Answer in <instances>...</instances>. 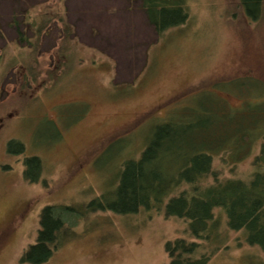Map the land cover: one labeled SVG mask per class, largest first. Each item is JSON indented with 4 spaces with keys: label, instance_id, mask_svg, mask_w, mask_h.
<instances>
[{
    "label": "rangeland",
    "instance_id": "obj_1",
    "mask_svg": "<svg viewBox=\"0 0 264 264\" xmlns=\"http://www.w3.org/2000/svg\"><path fill=\"white\" fill-rule=\"evenodd\" d=\"M55 2L0 0V264H30L22 258L48 206L66 225L45 264H169L166 244L186 235L187 221L164 208L119 214L89 205L116 202L123 163L140 159L168 123L218 119L225 125L216 135L237 150L214 156L217 178L251 177L264 140V1L253 20L241 0H185L186 24L160 36L138 0ZM55 11L71 40L60 21L44 28ZM28 13L44 28L40 42ZM232 112L243 116L231 131ZM12 140L23 153L9 152ZM31 157L40 160L37 183L25 179ZM215 214L211 249H219L208 264H264L246 231L231 230L224 209Z\"/></svg>",
    "mask_w": 264,
    "mask_h": 264
},
{
    "label": "trees",
    "instance_id": "obj_2",
    "mask_svg": "<svg viewBox=\"0 0 264 264\" xmlns=\"http://www.w3.org/2000/svg\"><path fill=\"white\" fill-rule=\"evenodd\" d=\"M138 1L149 25L159 36L171 28L185 25L189 19L185 0ZM263 1L241 0V5L250 19L257 20L262 12ZM62 3L63 0H58L54 5L63 7ZM44 11L45 8L40 15ZM46 15L45 19L48 17ZM28 17L32 18L30 14ZM54 17V21L51 19L44 23V28H49L52 22L59 25L60 21L64 27L61 29V38L71 40L73 28L65 22L60 12L55 11ZM37 18L33 17L28 25L35 26L37 41L40 42L44 28H38ZM25 38L28 39L20 35V39ZM61 49L64 51L63 47L58 50L60 59L65 60ZM46 83L42 81L38 87L42 88ZM242 116L240 112H232L231 118L236 119H231L228 126L231 131L240 125ZM224 125L218 119H211L209 123H168L158 127L141 158L123 163L125 169H121L118 186L112 192V199L116 202L111 203L108 196H103L93 200L89 207L119 214H135L141 208L157 211L164 208L167 218L177 217L187 221L186 235L166 244L169 264H208L211 261L219 249H211L213 241L220 236L218 233L221 226L219 219H216V209H224L231 230L246 231L249 245L259 246L264 252V140L260 153L253 160V171L249 179L219 180L213 170L214 156L237 150L228 148L227 145L231 144L216 135L223 131L221 128ZM8 149L9 152L16 150L15 153H23L24 145L12 140L8 143ZM233 155V160L241 161L245 158L239 159ZM26 165L25 179L37 183L40 178L39 158L26 159ZM210 177L215 180L212 184L207 183ZM40 219L38 239L24 253L23 262L45 264L60 245L58 237L66 225L60 208L45 207Z\"/></svg>",
    "mask_w": 264,
    "mask_h": 264
},
{
    "label": "crops",
    "instance_id": "obj_3",
    "mask_svg": "<svg viewBox=\"0 0 264 264\" xmlns=\"http://www.w3.org/2000/svg\"><path fill=\"white\" fill-rule=\"evenodd\" d=\"M94 4H97V3H94ZM94 4H93V5H94ZM98 4H100V3H98ZM96 6H97V5H96ZM102 6H104V3L100 4V7H99L98 9H96V10L99 11V9H101ZM64 7H65V6H64ZM65 8H66V7H65ZM101 10H102V9H101ZM141 12H142V11H141ZM142 13H143V12H142ZM129 14H130V13H129ZM143 14H144V13H143ZM144 15H145V14H144ZM94 22H96V21H94Z\"/></svg>",
    "mask_w": 264,
    "mask_h": 264
}]
</instances>
